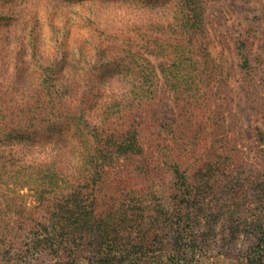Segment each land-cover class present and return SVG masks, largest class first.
I'll use <instances>...</instances> for the list:
<instances>
[{
  "label": "rangeland",
  "instance_id": "374dc122",
  "mask_svg": "<svg viewBox=\"0 0 264 264\" xmlns=\"http://www.w3.org/2000/svg\"><path fill=\"white\" fill-rule=\"evenodd\" d=\"M142 1L0 0V264L54 262L33 246L43 210L57 197L43 171L62 167L77 181L82 165L77 135L67 147L11 144L9 105L30 97L21 89L50 62L68 73L77 111L138 130L143 153L108 165L97 190L103 210L128 196L167 208L170 187L184 174L211 187L196 234L208 239L202 228L211 222L207 253L232 264L250 251L248 227L264 209V0H202L203 28L192 35L173 26L169 6ZM133 60L152 70L142 88L139 73L135 87L120 70ZM16 67L26 68L19 87L12 85Z\"/></svg>",
  "mask_w": 264,
  "mask_h": 264
},
{
  "label": "trees",
  "instance_id": "16d2710c",
  "mask_svg": "<svg viewBox=\"0 0 264 264\" xmlns=\"http://www.w3.org/2000/svg\"><path fill=\"white\" fill-rule=\"evenodd\" d=\"M142 5L169 6L177 17L173 26L187 35L203 28L202 0H143ZM188 58L184 54L185 61ZM56 64L40 63L35 72L37 82L29 89L30 83L21 89L24 93L30 90V97L20 102L13 100L8 108L10 124L14 126L9 133L11 144L31 147L35 142H54L58 147H67V139L73 134L84 150L78 156V164L82 165L76 174L77 181L72 180L74 172L68 169H44V175L53 176L57 197L48 201L43 210L34 248L50 255L52 264H218L215 255L207 253L211 222L204 220L202 228L208 239L201 241L196 235L198 216L204 214L199 204L211 188L204 184L206 181L199 179L197 183L195 178L189 181L184 174L176 175L178 182L170 187L167 208L151 205L145 198H138L134 204L129 196L118 209L103 210L98 205L97 190L106 180L108 165L121 156L134 158L143 153L138 130L128 125L120 128L100 121L94 123L83 109L77 111L72 104L76 102L70 95L68 73ZM25 69L14 68L13 86L19 87L21 80L26 79ZM120 70L130 74V83L135 87L141 83V88L146 74L149 79L152 72L145 66L139 68L135 60L125 63ZM28 111L32 115L27 117ZM94 161V167L86 170L84 163ZM90 182L93 189L88 192ZM230 214L235 217L236 210L231 209ZM248 233L254 239L250 251L232 264H264L263 207L253 212ZM157 250H161L159 256H151Z\"/></svg>",
  "mask_w": 264,
  "mask_h": 264
}]
</instances>
